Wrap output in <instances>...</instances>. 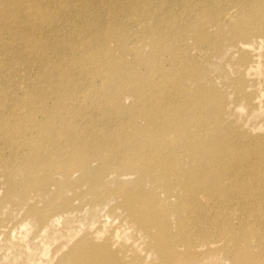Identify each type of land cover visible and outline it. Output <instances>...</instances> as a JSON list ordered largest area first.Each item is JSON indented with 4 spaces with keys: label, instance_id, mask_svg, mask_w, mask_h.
Masks as SVG:
<instances>
[{
    "label": "bare ground",
    "instance_id": "obj_1",
    "mask_svg": "<svg viewBox=\"0 0 264 264\" xmlns=\"http://www.w3.org/2000/svg\"><path fill=\"white\" fill-rule=\"evenodd\" d=\"M21 1L30 5V11L20 13ZM43 1L6 0L3 5L12 9V13L6 12L4 15L0 11V16H3V20H0V104H3L0 108V130L18 133L11 138L22 135L30 126L37 129L44 126L43 122L33 119L36 111L41 113L43 121H58L60 116L61 119L66 116L61 110L59 117L53 118V111L61 105L60 99L53 96L55 104L48 107L46 103L50 95L32 86L39 87L42 84L54 90L59 83V90H63L58 93V97L64 94L67 99L79 96L76 93L78 83L66 86L69 82L67 77L71 76L70 65L61 71L49 69L53 63L58 68L57 61L62 59L65 52L55 51V47L52 54L58 55V58L51 60L48 54L54 45L49 47L39 44V29L48 30L50 26H54L52 22L56 18H61L55 11L54 14L51 13L50 7L40 5ZM45 1L50 3V0ZM66 1H61L63 8L65 3H69ZM246 2L71 0L66 9L75 12L81 6L90 11L138 10L145 13L147 20L155 13L161 15L159 21L164 24V29L157 20L138 29L111 25L108 29L99 27L95 30L92 24H84L80 27L88 38L81 44V53L75 52L76 45L80 43L75 45L71 41L69 44H62L68 55L66 61L79 59L85 66L73 70V82L78 81L77 74L84 72L93 76L98 73L95 78L87 77L89 81L86 85H120L110 97L119 100L120 104L125 97L131 98L129 105L115 109L119 113L106 110L125 121L121 130L128 128V131H125V135L121 134L123 131H116L103 136L92 135L89 133L90 129L85 128L81 131L68 129L65 134V125L60 124L51 131L54 132L51 139L45 142L32 138L21 140L17 144L10 143L11 138H4L0 142L15 146V151L19 148L25 151L28 148L37 149L34 157L37 156L38 159H34L38 169L29 179L40 192L51 193L50 189L54 187V198L68 199L66 191L72 189L80 196L89 194L93 206L112 200L110 211L121 208L124 212L121 217L130 218L148 237L147 246L155 257L151 264H202L205 260L210 263L215 251L212 248L220 240L216 236L207 235L210 225L214 230H226L225 235L223 234L227 241L225 244L231 239L238 242L239 248L244 251L233 253V259L237 264H245L243 257L252 255L249 250L251 244L264 245L261 241L263 237L257 232L258 224L264 222V189L239 187L251 180V175L247 176L249 167L244 166L249 156L259 158L262 161L259 165L264 164V136H247L245 131H237L235 126L230 125L231 122L223 127V109L229 114L226 107L229 101L225 97L231 90L234 94L231 103L253 104L243 81L244 75L254 68L247 53L253 45L245 38L256 35V38L263 39L257 38L258 43H264V0H255L259 10L257 16L262 18L257 22L253 19L251 23H247L248 27L237 32L236 37L228 36L232 34L230 28L234 25L227 27L226 31L211 33L214 26L219 28L224 22L222 19L216 22L207 13L214 9L222 12L233 4H237L239 9H245ZM55 3L58 5V0H53L49 5ZM192 11L196 16L191 15ZM92 21L93 19L90 22ZM68 27L66 24L64 28ZM95 32L108 43L115 41L121 47L128 42L130 52L121 50V57H111L108 64L105 63L106 51L98 49V64L90 66L87 61L92 54L89 50L92 40L89 39ZM137 44H142L147 50L141 51ZM193 46L201 51V59L206 63H209L211 56H220L224 50L241 52L233 63L237 77L230 79L225 76L228 66L224 63L215 75V80L204 64L200 63L202 67H199L197 61L191 59L193 57L190 51ZM46 59L49 61L45 62ZM168 61L178 62L180 65L175 66L172 71L164 66ZM180 66L184 69L183 74L170 79L171 71L178 72ZM65 71L67 75L62 78ZM57 75H61L60 78L53 80L52 77ZM20 83L24 86L23 90L20 89ZM128 84L131 87L127 88ZM220 86L225 87V90ZM102 94V89L90 90L84 95L83 101ZM32 97L39 100L32 102ZM6 98L13 102L11 110L5 105ZM24 98L28 102H24ZM110 100L109 98L108 101ZM126 108L128 111H125ZM153 110H160V114L146 119L147 114ZM19 119L23 120L18 121ZM242 136L248 138L241 139ZM231 150L235 152L234 155L230 153ZM46 151L50 153L48 158L42 155ZM48 159L54 163L52 167L45 165ZM256 163L251 165L252 169ZM228 168L232 170H226ZM55 175L62 178L56 179ZM236 188L243 194L241 197L253 198L234 199ZM161 201L167 203L162 204ZM30 207L35 208V205L31 204ZM50 208L60 207L50 203ZM216 212L217 216H212ZM55 214L56 212L44 220V226L55 224L58 219ZM237 215L241 216L239 225L231 221V217ZM35 216L38 221L44 219L42 212H37ZM255 216L260 219L251 223ZM96 235L99 237L97 232ZM97 240L93 236L91 239L84 237L78 241L73 250L78 246L79 248L67 257L66 263L128 264L118 250L112 249L108 241L97 243ZM194 247L198 248L196 255L191 252ZM130 259L131 264H145L143 258L135 255Z\"/></svg>",
    "mask_w": 264,
    "mask_h": 264
},
{
    "label": "rangeland",
    "instance_id": "obj_2",
    "mask_svg": "<svg viewBox=\"0 0 264 264\" xmlns=\"http://www.w3.org/2000/svg\"><path fill=\"white\" fill-rule=\"evenodd\" d=\"M5 1L6 0H0V11L4 15L6 12L12 13V9L3 5ZM52 1L53 0H50V3H47L44 0L40 5L43 7H50L51 13L53 12L54 14L55 11L62 19L56 18V21L52 22L54 26H50V29L48 30L39 29L37 33L41 38L39 44L46 46L49 45V47L54 45L50 54H48L51 60L58 58V55L52 54L53 52L59 50H63L65 52L62 59L57 61L58 68H56L55 63H53L49 66V69H59L61 71L64 67L70 65L71 76L67 77L69 82L66 86L68 84L78 83L76 93L79 94V96L67 99L66 94H64L58 97V93L63 90H59V83L56 85V89L54 90L50 86L42 84H39V87L32 86L36 89L42 90L43 92L46 91V93L50 95V98L47 99L46 103L48 107L55 104L53 103V96L60 99L61 105L53 111V118L59 117V111L61 110L65 112L66 116L62 119V116H60L58 121H43L41 113L36 111V113L33 114V119L38 122H43L44 126L42 128L37 129L30 126L25 129L22 135L13 136L12 138L11 136L13 134L18 133H9L0 130V140H5L4 138H11L9 142H15V144H17L21 140L32 138L45 142L51 139L54 133L51 131L56 129L60 124L65 125V134L68 129L81 131L82 129L87 128V130L90 129L89 133L92 135L109 136L116 131H123L121 134L125 135V131H128V128L121 130L125 121L119 119V117L114 113H107L106 110L116 111L119 113V111L115 109H118L121 106L126 107V105H129V103H131V98L125 97L120 104L119 100L115 98L112 99V97H110L112 92L117 90L120 85L107 86L97 83L96 87H89L86 85V82L89 81L87 77L95 78L98 73L93 76L84 72L82 74H77L78 81L73 82V70L81 66L82 68H85V66L79 59L66 61L68 55L66 54V48L63 47L62 44H69L71 41H74L75 45L80 43L76 45L75 52L77 54L81 53V44L86 41V38H88L82 32V28L80 27L84 24H92V28L95 30L99 29V27L108 29L111 25H123L129 26L133 29H138L145 25L149 26L154 23V20H157L164 29V24L160 22L161 15L153 12L155 15L150 16L151 19L147 20L148 17H146L145 13L138 10L92 9L90 11L84 9L80 5L77 12H75L66 9V6L69 5L71 0H58V5L56 3L55 5H49ZM61 1L69 3H65V8H63ZM246 1L247 7L245 9H239L237 4H233V6L224 8L222 12H219L218 9L208 12L207 15L212 16L216 22L218 19H222L221 21L224 22V25H219V28L214 26L213 30L211 29V33L216 31V33L226 31L227 27L234 25V27L230 28L232 29V34H229L228 36L236 37L238 36L237 32L243 31L244 27H248L247 23H251L253 19L256 22L259 21L262 17L257 16L259 10L256 8L255 0ZM3 7L6 9H3ZM20 7V13L28 12L31 8L25 1H21ZM191 15L196 16V13L192 11ZM92 19L93 21L90 22ZM0 20H3V16H0ZM107 23L111 24L106 25ZM66 24L69 26L68 28H64ZM258 27H261V25L258 24ZM1 35L2 33L0 29V36ZM257 38L256 35L245 38L250 41L251 45H253L247 50V53L250 56V63L253 64L254 68L250 69L247 75H244L243 81L245 83V90L250 95L253 104L250 106L244 102L235 101L231 103L232 97L234 96V94L231 93V90L225 97L228 98L229 101L226 106L229 110V114H226L223 109V127H226L228 123L231 122L230 125L232 124L235 126L237 131H245L247 136H264V43H258ZM260 39L263 40L262 38ZM89 40H92V47L89 49L92 54L89 55V59L87 61V64L90 63V66L98 64V49H104L106 51L105 63L108 64L111 57H114L115 59L121 57V50H124L127 53L130 52V45L128 42L125 41L126 44L124 47L116 45L115 41L108 43L104 38L102 39V36H99L97 32L92 34ZM137 47L140 48L141 51L147 50V48H145L142 44H137ZM54 48L55 51H53ZM240 53L241 52L236 51L232 52V50H224L220 56H211L209 63H206L201 59V57H203L201 51L196 49L194 46L190 51V55L193 57L191 59L195 62L197 61L196 64L199 67H202L200 63L204 64L205 67L211 71L215 80H217L215 75L218 74L221 65L224 63L228 66L225 76L230 79L237 77V72L233 69V63ZM1 54L2 52H0V55ZM130 55L133 56V54ZM232 55L233 57H231ZM182 57L184 59L186 58L184 56ZM47 61L49 60L46 59L45 62ZM179 65L180 64L178 62L174 63L173 61H168L164 66L165 68L174 71V67ZM16 68L17 67L14 65V69ZM183 70V67L180 66L178 72L171 71L170 79H172L175 75H182ZM66 75L67 71H65L62 78ZM60 76L61 75H57L52 78L53 80H58ZM159 81L160 79L158 82ZM129 85L130 84L126 85V87H131ZM19 86L21 90L24 89L22 83H20ZM221 88L224 89L225 87ZM99 89H102L103 96L97 95L96 97H92L93 99L91 100L83 101L84 95H86L88 91ZM109 98L111 99L110 101H108ZM24 100V102H28L25 98ZM30 100L33 102L38 101L39 99L32 97ZM2 105L3 104H0V108ZM5 105L9 108V110H11L13 102L6 98ZM125 111H128V109L126 108ZM158 114H160V110H153L147 114L146 119L156 117ZM20 120L23 119H19L18 121ZM247 136H242L241 139H247ZM39 137H43V139H38ZM10 145L11 144L9 143L2 144V142H0V264H67V257L79 248L78 246L73 250L74 245L84 237L91 239L93 236H95L96 239L98 238L97 243L108 241L111 244L112 249L118 250L128 264H131L132 262V259H130L132 255H135L138 258H143L145 264H151V260L155 257L153 256L151 248L147 246L148 237L130 218L123 219V217H121V215H124L121 208L116 209L114 212L110 211V206L113 203L112 200L106 201L104 204L93 206L91 196H89V194H83L80 196L81 194L74 192L72 189H68L66 191L65 196L68 199H63L62 197L54 198V187H51V193L40 192L38 187L35 186L29 179V177L32 176L38 169L36 167L37 162L35 161L38 157H34V153L37 154L38 152L37 149L35 148L34 150L32 148H28L27 151H25V149L19 148L15 151V146L11 147ZM230 153L233 155L235 154L233 150H231ZM42 155L45 158H48L50 153L49 151H46L43 152ZM260 162L262 161L257 157L249 156L247 158L244 166L249 167L247 176L251 175L249 176L251 180L246 183H242L239 187L240 189H248L246 188L247 186H252L253 189H264V164L259 165ZM255 163L256 165L252 169L251 165H254ZM53 164L54 163L49 161V159L45 161V165L48 167H52ZM226 170L232 169L228 168ZM55 178L60 180L62 177L60 175H55ZM39 194L40 196H38ZM242 195L241 191L236 188L234 192V199L253 198L252 196L243 198L241 197ZM161 202L162 204L167 203V201ZM234 202L236 203L237 201ZM50 203L58 205L60 208L51 209ZM252 203H254L253 200ZM31 204L35 205V208L30 207ZM37 212L43 213L44 219L42 221H38L36 218L35 215ZM55 212L56 218H58L55 224L51 226H44V220ZM217 214L218 213L216 212V214H212V216L215 217ZM240 218V215L232 216L231 221H233L236 225H239ZM259 219V216H255L252 217L250 222L256 223ZM96 232L99 237H97ZM257 232L261 235V237H263L261 241L264 242V222L258 224ZM225 233L226 230H219L218 228L214 230L213 226L210 225V230L207 235L216 236L220 240L214 246L215 248H212L215 250L214 255L210 251V254L213 255V259L210 263L205 260L202 264H237L233 259V253L239 254L244 250L239 248L238 242H236L235 239L228 240V244H225L227 243L224 239ZM256 239L259 241V238ZM233 244L236 245L233 246ZM254 244L255 243H252L249 247L252 255L243 257L245 264H264V245L255 246ZM193 249L191 250L193 254H195L196 251L198 252V248L194 247ZM253 253L256 255H253ZM154 261H156V259ZM155 264L162 263L155 262Z\"/></svg>",
    "mask_w": 264,
    "mask_h": 264
}]
</instances>
